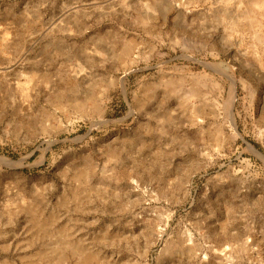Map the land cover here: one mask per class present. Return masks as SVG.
Here are the masks:
<instances>
[{
    "label": "rangeland",
    "instance_id": "374dc122",
    "mask_svg": "<svg viewBox=\"0 0 264 264\" xmlns=\"http://www.w3.org/2000/svg\"><path fill=\"white\" fill-rule=\"evenodd\" d=\"M0 264H264V0H0Z\"/></svg>",
    "mask_w": 264,
    "mask_h": 264
},
{
    "label": "bare ground",
    "instance_id": "6f19581e",
    "mask_svg": "<svg viewBox=\"0 0 264 264\" xmlns=\"http://www.w3.org/2000/svg\"><path fill=\"white\" fill-rule=\"evenodd\" d=\"M231 108H232V103H230V105H229V109L231 110ZM231 114V113H230ZM232 115V114H231ZM230 118H231V121L230 122H232V124L234 125V118H233V115L232 116H230Z\"/></svg>",
    "mask_w": 264,
    "mask_h": 264
}]
</instances>
